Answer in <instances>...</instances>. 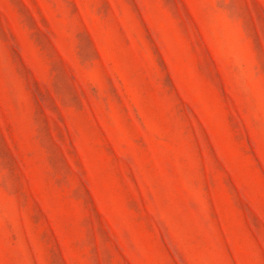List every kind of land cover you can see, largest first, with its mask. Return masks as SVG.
Instances as JSON below:
<instances>
[{"label": "rangeland", "instance_id": "rangeland-1", "mask_svg": "<svg viewBox=\"0 0 264 264\" xmlns=\"http://www.w3.org/2000/svg\"><path fill=\"white\" fill-rule=\"evenodd\" d=\"M0 264H264V0H0Z\"/></svg>", "mask_w": 264, "mask_h": 264}]
</instances>
